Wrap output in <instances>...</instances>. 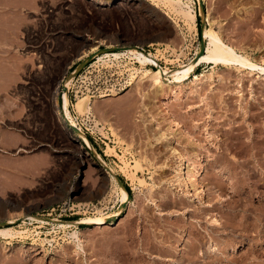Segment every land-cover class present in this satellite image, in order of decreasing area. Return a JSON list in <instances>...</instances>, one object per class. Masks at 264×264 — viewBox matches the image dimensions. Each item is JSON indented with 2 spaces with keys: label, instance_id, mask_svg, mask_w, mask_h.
<instances>
[{
  "label": "rangeland",
  "instance_id": "obj_1",
  "mask_svg": "<svg viewBox=\"0 0 264 264\" xmlns=\"http://www.w3.org/2000/svg\"><path fill=\"white\" fill-rule=\"evenodd\" d=\"M184 1L195 16L161 0H0V228L18 231L0 233V264H158L161 241L193 233L182 227L211 206L208 223L226 226L212 264H264V0ZM203 17L205 53L223 38L260 75L213 68L204 53L196 71L205 78L194 80ZM110 43L131 47L113 62L98 55L73 77L70 116L59 82L92 53L89 44ZM133 48L157 63L142 67ZM147 68L170 78L164 94H155ZM230 131L240 144L229 150ZM245 160L259 176L242 171ZM182 162L199 179L192 196L177 185L187 176ZM227 164L233 170L221 173ZM92 217L102 222L87 223Z\"/></svg>",
  "mask_w": 264,
  "mask_h": 264
},
{
  "label": "bare ground",
  "instance_id": "obj_2",
  "mask_svg": "<svg viewBox=\"0 0 264 264\" xmlns=\"http://www.w3.org/2000/svg\"><path fill=\"white\" fill-rule=\"evenodd\" d=\"M95 1L100 2V3H107V2H109V0H95ZM161 1H162V3L164 2V4L166 5V7H168L170 9L176 11L179 14H183L185 17L191 18V17H193V16L196 15L195 10H193L192 7L189 5V3L188 2H185L184 0H161ZM206 20H207V16H206ZM208 21L210 22V27L208 29V36L211 39L212 44H215L216 45V43L214 42V36H215V33H216V29L211 25L212 24L211 23L212 20H210L209 17H208ZM206 24L207 23H205V26H206ZM254 32H255V30H254ZM203 37L205 38V41H206V29H205V27H204V30H203ZM226 43H228L229 45H233L232 43H230V42H228V41H226L225 39L222 38V39H220V42L218 43V45L215 47V51H213L211 53H205V52H204L205 54L203 53L204 56L202 57L201 61H205V62H207L209 64H213V66H212L213 68H215L216 66L218 67L220 65L222 67H224V68H227V69L237 68L238 70H242V71L249 68L250 69L249 72H251V73L257 72L260 75L261 66L259 64H255L254 62H252V60H249L248 59L249 57L247 55L243 54L242 52L239 54V53H237L235 51H231V50L227 49L228 48V45ZM206 46H207V43H206ZM130 47H128V48H130ZM128 48H124L122 50H125V49H128ZM96 49H98V45L97 44L96 45H93L92 47H90L89 50L86 49V51L93 53L94 51H96ZM92 50H94V51H92ZM122 50L104 52V53H102V55L99 54L98 57L99 58L108 57L109 59L107 60V62H111V61L113 62L115 60H119L121 58V55L122 54H125V52L122 51ZM119 51H121V52H119ZM128 51L132 53V54H130V56H134V58H136L138 60V62L142 65V67H147V65H148V63L150 61L153 62V63H155V64L157 63V59L156 58H153L152 59V58H150V56H148L147 54H145L143 52H140L137 49H134L133 48V49H130ZM199 53H200V51H199ZM199 53L197 55H199ZM200 57L198 59L196 57H194L195 58L194 59V62H195L194 63V65H195L194 68L196 67L195 70H194L196 72V76H195V79L194 80H196V81L198 80V81L202 82L203 79L205 78V75L204 74L202 76H200L199 74L197 75V71H196V69L199 67V64H200V60H199ZM185 67L187 68V67H189V65H187ZM145 71H146V73H144V74H146V75L148 74L147 77L152 78L151 82L149 81L150 82V85L153 84V85L156 86V88H155V94L158 95V94L163 93L164 92V86L161 83H163L165 85L166 80L168 81V80H170V78H168L167 76H165L163 70L160 69V68H157V69L147 68V70H145ZM75 72H76V69L69 75V77L66 80L63 79L58 84V87H60V85L64 86V95L68 93V87H67V85L68 86L71 85L72 79L75 76ZM58 87H57L56 92L58 91ZM106 95H108V94H106ZM68 100L69 99L65 95L64 96V102H65V110H66L67 113H69L68 112V107H67L68 106ZM222 102H224V101H222ZM57 110L59 112L60 109L58 108ZM80 110H82V109L80 108ZM215 112L216 111L211 112V113L208 112L213 117L212 119H214V117H215L214 114H213ZM69 115L71 116L70 113H69ZM249 117L252 119V115L249 116ZM72 123H73V121H72ZM72 123L70 122V124L74 127V125ZM76 131H77V133H78V135L80 137H82L85 141H87L86 136L84 135V133L80 129L77 128ZM208 131H206V132L209 133V135H211V137H212L213 135L210 133V130H208ZM69 133L74 138H77V134L75 132H73V130H70L69 129ZM224 135H225V138H224V141H222V142H225L226 143V141H227V143H226L227 145L226 146H228L229 150L232 149V146L233 145H236L237 146V145L240 144V140H238V138H237L236 134H234V132L230 131L228 134H224ZM163 137L169 138V135L168 134L166 135V133H165V136H163ZM211 137L210 136H208V138L206 137L207 138V141H205V142H207V144L214 141L213 138L211 140ZM191 143H192V145H195L194 142H191ZM202 147L204 148V146H202ZM190 149H195V146H191ZM173 152L178 157H181L180 158L181 160H184L185 157H186V156L180 154L176 149ZM186 161H188V160H186ZM227 162L228 163H231L232 161L230 162V160H227ZM245 162H246V160L243 161V162H241V163L239 161V165L242 166V171H244V173H246V174H248V175H250L252 177L259 176L258 174H260V172H257L256 170H252V168H251V170L245 171L243 169V167L245 166ZM183 163L184 162H182V164H180V167L177 168V170H178V172L179 171H183V173H185L187 171V176H184V177L182 176L183 178H181V176L179 175L180 178L179 177H178V179L176 178L177 179V185L180 186L183 189L185 188V191L189 194L188 196H192L193 195L191 193L192 192V189L193 190L195 189L194 187H196V181L199 180V179L197 178L198 176L197 177L195 176V178H194V174L192 173V169L186 170L187 168H190L191 166L189 167V165L188 166L183 165ZM220 163H222V160L218 159V161L214 165V168L217 167V169H219ZM235 163L238 164L237 161ZM127 166H128V164H127ZM125 168H126V164H125ZM214 168L207 167L205 169H209V170L211 169L212 170ZM220 170L219 171L221 173H225L228 170H233V168L231 166H228V164H227V165H224L223 167L221 166V169ZM262 172L264 173V170ZM262 172H261V174H262ZM105 173L106 174L110 173V175H111V177L113 179V182L116 183L115 187L118 186V184L116 182V179H115V177L112 174L113 172L112 171L111 172L106 171ZM191 174L193 175V177L191 176ZM198 174H200V173H198ZM130 175H132V174L130 173ZM196 175H197V173H196ZM245 176H247V175H245ZM243 183L244 182L242 181V184ZM247 185L249 186V184H247ZM220 187H221V189L224 188V186H222V184H220ZM239 188H241V187H239ZM119 189H120L121 194H122V196H121L122 202L123 203L124 202H128L129 199H130V197L128 196V194L122 188L119 187ZM243 189H248V188H243ZM199 190L201 191V189H199ZM241 190H242V188H241ZM196 191L199 192L198 191V188H197ZM196 193H195V195H196ZM224 199L225 198L222 197L219 200L220 201H223ZM211 207L210 208H208V207L205 208L203 212H200V211L195 212L194 211V213L191 214V215H193L195 217L198 216L197 220L194 222V224L188 223L190 225L183 226L182 227V230H188L189 228H192L193 233H191L190 235H187V233H185L186 235L176 236V237H174V236H168L167 238H165V239H163L161 241V243L163 244V246L160 247V257H159V260L156 261L158 264H212L213 263V262H211L212 260L210 261L209 259H211V257L217 255L219 250L222 251V249L219 248V245L226 244V242L223 240V236L226 235L225 232H224L226 230V226L224 224H222L218 219H217V221H215V224L214 225H211V222L212 221L208 223V219H210V217L213 216V215L212 216H210V215H211L212 211L215 209L214 206H211ZM188 211L189 212H192L193 210L192 209H189ZM28 218L29 219L30 218L31 219L32 218L33 219H38L42 223L47 222V219L46 218H34V217H28V215H27L26 218H25V220L28 219ZM47 218L49 219L50 217H47ZM52 219L53 218H51L49 220H52ZM86 222L87 223H91V224L92 223L93 224H98V223H101L102 220L100 218L95 219V218L92 217V218L86 219ZM63 226H66V224H64ZM219 229L221 230V232L219 231ZM14 231L15 230L11 229L10 227L0 228V233L1 234H12L13 235ZM15 232H18V231H15ZM75 234H76V232H75ZM18 235H19V233H18ZM215 239L217 240L216 243L214 242ZM174 241H180L181 244L184 243V245H185L184 248H180V250H179V249L173 247L172 243ZM180 251L181 252L183 251V252L181 253Z\"/></svg>",
  "mask_w": 264,
  "mask_h": 264
},
{
  "label": "water",
  "instance_id": "obj_3",
  "mask_svg": "<svg viewBox=\"0 0 264 264\" xmlns=\"http://www.w3.org/2000/svg\"><path fill=\"white\" fill-rule=\"evenodd\" d=\"M200 9H201V11H203L204 12V4H203V2H201L200 1ZM205 26V17H203V21H202V28ZM201 37H202V39H201V47H200V53H199V55H196V58L198 59L204 52H205V50H206V41H205V38L203 37V31H201ZM111 45H106V46H104V47H98V49H96V51H94L93 53H91L90 55H88L85 59H83L80 63H79V65H77V67L75 68L76 69V72H75V75H77V74H79L80 72H82L91 62H92V60L95 58V57H97L99 54H102V53H104V52H109V51H118V50H122V49H124V48H128L127 46H115L113 43H110ZM94 45H96V44H94ZM98 45V44H97ZM93 46V44L92 45H90L89 44V46L87 47V49L89 50L90 49V47H92ZM60 86H62V85H60ZM63 88H64V86H63ZM68 123H69V125L72 127V129H74V130H77V128L76 127H73L71 124H70V122L69 121H67ZM119 181H120V183H122L121 182V180L119 179ZM131 196V195H130ZM49 219H51V218H49ZM81 223H83V222H81Z\"/></svg>",
  "mask_w": 264,
  "mask_h": 264
},
{
  "label": "trees",
  "instance_id": "obj_4",
  "mask_svg": "<svg viewBox=\"0 0 264 264\" xmlns=\"http://www.w3.org/2000/svg\"><path fill=\"white\" fill-rule=\"evenodd\" d=\"M127 190L129 191V193L131 194V190L129 186H126Z\"/></svg>",
  "mask_w": 264,
  "mask_h": 264
},
{
  "label": "built area",
  "instance_id": "obj_5",
  "mask_svg": "<svg viewBox=\"0 0 264 264\" xmlns=\"http://www.w3.org/2000/svg\"><path fill=\"white\" fill-rule=\"evenodd\" d=\"M88 145V143H86Z\"/></svg>",
  "mask_w": 264,
  "mask_h": 264
}]
</instances>
